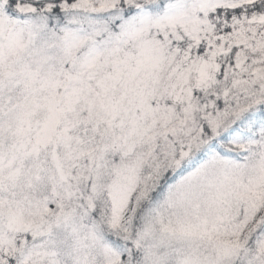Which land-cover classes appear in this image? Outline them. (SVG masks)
Returning <instances> with one entry per match:
<instances>
[{
	"label": "snow or ice",
	"instance_id": "obj_1",
	"mask_svg": "<svg viewBox=\"0 0 264 264\" xmlns=\"http://www.w3.org/2000/svg\"><path fill=\"white\" fill-rule=\"evenodd\" d=\"M0 264H264V0H0Z\"/></svg>",
	"mask_w": 264,
	"mask_h": 264
}]
</instances>
